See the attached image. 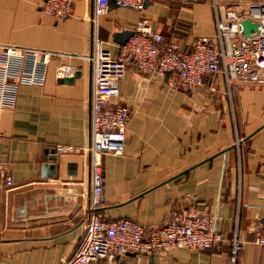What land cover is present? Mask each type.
Returning a JSON list of instances; mask_svg holds the SVG:
<instances>
[{"label": "crops", "instance_id": "crops-1", "mask_svg": "<svg viewBox=\"0 0 264 264\" xmlns=\"http://www.w3.org/2000/svg\"><path fill=\"white\" fill-rule=\"evenodd\" d=\"M41 0H0V43L49 51L42 84H19L14 106L0 109V264H58L83 230L89 196L87 154L55 145L89 144L92 0H71L67 13L40 11ZM264 0H144L132 8L107 0L97 19L101 47L116 55L114 32L148 18L165 42L187 51L194 39L216 44L215 11ZM70 66L56 78L55 68ZM113 102L127 107L120 153L102 154L96 210L158 227L171 207L206 206L221 236L210 248L106 255L89 264H264L253 242L264 225V83L229 87L221 72L184 87L168 73L128 63ZM256 228V229H255ZM243 240L233 262L229 239Z\"/></svg>", "mask_w": 264, "mask_h": 264}, {"label": "built area", "instance_id": "built-area-1", "mask_svg": "<svg viewBox=\"0 0 264 264\" xmlns=\"http://www.w3.org/2000/svg\"><path fill=\"white\" fill-rule=\"evenodd\" d=\"M121 6L140 8L143 0H113ZM191 1V0H181ZM71 0H41L40 11L54 17L67 13ZM107 0H92L90 50L86 57L91 64L89 95V144L85 148L57 144L56 152L87 154L89 196L83 230L72 252L58 264H89L108 254L122 257L128 252L160 253L174 247L206 249L221 240L214 228V217L206 206L171 207L161 226L145 228L128 218L105 220L96 210L102 181V154L121 151L124 126L128 118L126 106L113 102L117 81L128 63L144 72H163L175 76L184 87L201 84L221 72L226 92L236 83H264V2L243 6H218L214 16L217 42L194 39L187 51L165 42L153 29L148 18L138 19L132 33L120 44L116 55L101 47L96 35L97 19L106 10ZM248 19L254 29L242 33L240 21ZM49 51L10 42L0 43V109L14 106L19 84H42ZM70 73V66L55 68L56 78ZM5 165L0 164V185H11ZM256 229V228H255ZM253 242L264 245V225L257 230ZM243 240L235 232L229 239L228 258L233 262Z\"/></svg>", "mask_w": 264, "mask_h": 264}, {"label": "water", "instance_id": "water-1", "mask_svg": "<svg viewBox=\"0 0 264 264\" xmlns=\"http://www.w3.org/2000/svg\"><path fill=\"white\" fill-rule=\"evenodd\" d=\"M144 2V0H143ZM240 24H241V28H242V33L244 35H247L248 34V31L251 30V29H254V24L251 23L248 19H242L240 21ZM132 33L131 30H128V29H125V30H121V31H118V32H114L112 34V38L115 42H118V43H123L126 38ZM64 78V77H61V79Z\"/></svg>", "mask_w": 264, "mask_h": 264}]
</instances>
